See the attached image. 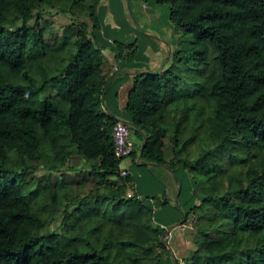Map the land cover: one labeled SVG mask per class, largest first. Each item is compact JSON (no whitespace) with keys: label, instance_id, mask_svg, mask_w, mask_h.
<instances>
[{"label":"trees","instance_id":"1","mask_svg":"<svg viewBox=\"0 0 264 264\" xmlns=\"http://www.w3.org/2000/svg\"><path fill=\"white\" fill-rule=\"evenodd\" d=\"M99 1L0 0V264H162L154 197L120 174ZM145 2L179 37L168 67L133 78L130 155L195 179L201 204L177 219L198 217L185 264H264V0ZM44 3L79 18L54 44Z\"/></svg>","mask_w":264,"mask_h":264},{"label":"crops","instance_id":"2","mask_svg":"<svg viewBox=\"0 0 264 264\" xmlns=\"http://www.w3.org/2000/svg\"><path fill=\"white\" fill-rule=\"evenodd\" d=\"M115 2L118 4L116 13ZM97 9L101 28L95 31L94 40L101 47L104 68L112 83L106 91L104 107L126 121L125 97H128L133 78L138 73L157 72L169 66L178 46L179 28L171 22L167 6L147 4L145 0H100ZM110 30L115 39L108 37ZM120 33H123L122 37ZM118 44H122V53ZM133 163L132 158L122 166L130 169ZM165 186L163 194L171 197V204L176 203L167 180ZM175 186L177 198L179 184ZM134 189L143 195L139 180ZM167 214L165 217L158 214L160 218L156 219L163 227L172 229L183 224L174 217V212Z\"/></svg>","mask_w":264,"mask_h":264},{"label":"rangeland","instance_id":"3","mask_svg":"<svg viewBox=\"0 0 264 264\" xmlns=\"http://www.w3.org/2000/svg\"><path fill=\"white\" fill-rule=\"evenodd\" d=\"M40 21L39 24L43 28L46 29V38L49 39L50 44H54V39H56L58 36H63L64 32L68 29L73 27V24H77L79 21V18H75L71 15V17L67 16L60 10H57L54 7H51L50 5H47L46 3L42 4L40 7ZM118 10V4L115 2L114 6V13H116ZM97 15H98V9H97ZM99 17V15H98ZM81 19H85V17H82ZM37 18H33L30 20V25L36 24ZM79 24V23H78ZM75 27V26H74ZM75 29V28H74ZM77 31V29H76ZM121 37L123 36V33L119 34ZM108 37L111 39H115L113 35V31L108 32ZM125 100H127V97H125ZM167 147L168 150H171L170 156L173 157L172 148L174 147V143L169 139H167ZM132 155L127 156L125 159L122 160L121 165H127L132 159ZM78 161V159H76ZM69 167H64L63 172L67 173L68 177H77V171L68 169ZM85 168V167H83ZM129 174H132L134 177V181L136 182L139 180V185L142 196L149 195L153 199V208L154 211H156V218H155V225L160 227L161 229H164V225H162L160 222H157V218H160L159 216L165 217L168 215V212H174V217L179 218V216H183L185 212L189 211L190 207H194L196 204H201L202 201V195L194 196V181L192 174L188 171V169H184L186 175L185 177H181L178 174L175 175V173L166 167L163 166H157L153 163L149 164H137L133 163L127 168ZM179 168L178 170H180ZM83 170V169H82ZM183 172V171H182ZM181 173V172H178ZM49 170L45 168H40L36 172H34V175L32 177V180L35 181L36 179H39L41 177H50ZM54 174V173H53ZM166 176V177H165ZM39 177V178H38ZM115 177V176H112ZM177 178V179H176ZM166 180L169 182L170 187L172 188L171 194L174 197V201L176 203L171 204V197L165 196V185ZM194 180V181H193ZM88 184H92L91 182H87ZM179 184V192L177 198L176 196V186ZM134 185L132 188H134ZM132 191V190H130ZM200 193V192H199ZM167 198L168 203L162 204L163 200ZM160 204V206H159ZM159 208V209H158ZM194 216H196V223H197V214L192 212ZM159 214V216H158ZM192 217V216H191ZM183 224H180L177 228H172V239L169 243H166L164 240L163 242L165 247L161 248L158 252L161 258L162 264H175L176 258L184 260L185 263H187L186 258L190 256V254L193 252V250L196 248V245L194 243V237H195V226H191L190 222H187L186 219L182 221ZM59 224V221L53 222L51 228H55ZM170 226V225H168ZM172 227V226H171ZM164 236V235H163ZM163 239V237H162Z\"/></svg>","mask_w":264,"mask_h":264},{"label":"built area","instance_id":"4","mask_svg":"<svg viewBox=\"0 0 264 264\" xmlns=\"http://www.w3.org/2000/svg\"><path fill=\"white\" fill-rule=\"evenodd\" d=\"M114 143H115V153L118 158L125 159L127 156L131 154V151L134 148V136H133V130L131 125L122 119H118L115 126H114ZM128 169L126 167H123L121 165L120 167V174L122 176H126L128 174ZM133 190L129 191L127 196L131 197L133 196ZM195 216L192 215L190 219L187 220V222L191 223V226L194 225ZM172 239V229L166 228V231L164 233V241L166 243H169ZM175 264H185L184 260L176 258Z\"/></svg>","mask_w":264,"mask_h":264}]
</instances>
